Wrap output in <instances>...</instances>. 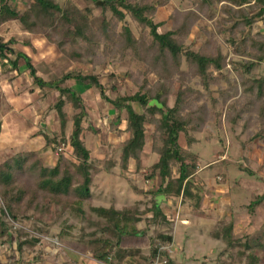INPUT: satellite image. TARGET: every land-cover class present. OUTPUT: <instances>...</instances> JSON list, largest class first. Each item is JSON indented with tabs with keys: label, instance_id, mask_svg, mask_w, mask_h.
I'll return each mask as SVG.
<instances>
[{
	"label": "trees",
	"instance_id": "16d2710c",
	"mask_svg": "<svg viewBox=\"0 0 264 264\" xmlns=\"http://www.w3.org/2000/svg\"><path fill=\"white\" fill-rule=\"evenodd\" d=\"M12 1L0 0V28L17 21L25 32L43 34L47 40L55 42L69 61L91 65L92 73L85 75L76 70L46 81L38 76L28 55L10 47L16 43L14 39L6 42L0 37V58L10 61L13 70H18L19 63L23 61L36 85L58 92L59 98L53 110L59 118V133L50 137L46 128L41 127V136L52 150L62 149L63 145L69 146L75 160L59 153L56 164L50 167L44 164L36 152L24 149L0 164V194L6 208H1L0 240L10 238L11 229L3 219L6 214L13 220L31 219L34 214L40 217L50 215L56 221L68 213L80 221L79 240L98 261L108 264H150L160 256L165 258V264H174L168 253L161 251V246L173 243V237L168 233L159 232L156 238L150 239L149 256H145L140 249L123 246L143 242L145 234L138 229V224L144 216L152 214L155 222L168 220L161 210L164 200L173 202L171 200L181 198L182 201H192L196 210L203 200V184L199 187L194 181L198 173L199 156L191 147L199 142L195 135L203 133L210 120L208 105L205 102L200 104L205 97L203 91L210 96L211 87L219 82L228 63L219 48L214 55L211 54L212 50L201 48L194 51L186 46L192 26L200 14L191 11L181 24L161 33L159 30L166 23H155L151 16L164 0H84L87 5L82 10L70 2L63 7L55 0H23L31 2L30 8L24 12H20ZM217 4H222L221 10L227 16L224 23L238 20L234 21L229 31L233 35L241 28L243 37L238 42L233 36L228 43L233 46L237 56L247 59L232 65L237 72L239 86L243 88L246 107L249 108L237 111L231 106L227 123L233 126L246 110L256 109L262 126L255 136L264 139V76L257 77L253 73L259 63H264V34L250 35L255 20L264 18V0H198L197 5L199 12H210L208 16L212 17V7ZM245 7L255 13L248 15ZM93 8L102 11L98 27L92 24ZM126 16L139 25L140 35L137 36L128 24L118 29L117 22L124 23ZM129 54L146 63L157 80L151 83L144 79L134 95L118 94L110 98L107 93L116 92L117 86L108 89L103 85L97 69L106 66L109 59L117 56L125 58ZM184 63L188 70L183 69ZM10 71L3 64V74ZM213 71L218 72L219 76H215ZM196 78L203 91L192 85V80ZM73 80L83 87L99 91L101 100L115 109V124L126 122L129 136L122 145L120 167L123 170L128 169L131 160L136 162L137 170H141V155L146 146L148 126L152 128V151L158 159L149 168L145 178L154 180L159 177L161 184L149 208L141 209L142 201L123 209L113 205L85 206L86 202L92 201L96 177L103 171L110 172L116 163L104 165L103 170L93 162L91 151L83 138V122L87 117L85 100L80 92L66 85ZM176 84L179 85L177 89ZM172 98L173 106L170 104ZM68 105L75 111L71 119L73 131L69 136L67 130L70 118L65 111ZM182 135L186 138L187 148L180 143ZM263 203L264 195H256L249 205L250 211ZM38 222H42V219H38ZM37 231L49 234L48 228H37ZM64 234L65 230H62L59 236ZM212 236L225 244L224 252L232 251L229 254L232 264L236 261L259 264L260 259L254 251L258 246L264 248V241L252 245L250 239L243 241L236 238L233 223L220 224ZM15 242L17 252L22 254L26 249L36 248L40 240L19 231L15 235ZM18 264L24 263L19 261ZM218 264L224 262L219 261Z\"/></svg>",
	"mask_w": 264,
	"mask_h": 264
},
{
	"label": "rangeland",
	"instance_id": "374dc122",
	"mask_svg": "<svg viewBox=\"0 0 264 264\" xmlns=\"http://www.w3.org/2000/svg\"><path fill=\"white\" fill-rule=\"evenodd\" d=\"M164 1L151 16L155 23H166L159 31L165 33L181 24L184 17L191 11L199 13V19L192 26L186 46H190L194 51H199L201 48L212 50L211 54L214 55L219 48L227 58L228 66L222 74L226 78L219 77V82L211 87L210 96L203 91L198 78L192 80V85L203 91L205 95L200 104L205 102L210 112V120L205 131L195 135L199 142L191 147V150L199 156L198 173L194 181L199 187L203 184L201 193L203 200L200 207L196 210L192 201H182L181 198L171 200L173 202H162L161 210L164 215H167L168 220L160 219L155 222L152 214L144 216L138 224V229L143 231L145 239L141 244L124 245L123 248L140 249L145 256H149L150 239L156 238L159 232H165L173 237V243L161 246V251L167 252L174 264H218L219 261L232 264L229 255L232 251L224 252L225 244L212 236L214 231L219 229L220 224L233 223L236 238L243 241L250 239L252 245L256 243L259 245L264 241V203L252 212L249 209L256 195H264V139L255 136L262 125L256 109L246 110L240 121L233 126L227 123L228 109L231 106L237 111L246 107L244 91L239 86V78L232 63H241L247 59L237 56L233 46L228 43L229 38L233 36L239 42L243 35L241 28L237 29L233 35L231 34L229 29L234 21L238 20L233 19L232 22L224 23L227 16L221 10L222 4L212 7V17H209L210 12H199L198 0ZM12 2L20 12L29 9L31 4L23 0ZM55 2L63 7L70 2L80 10L87 5L84 0H55ZM244 9L247 10L248 15L255 13L250 8ZM91 17L92 24L98 27L102 20V11L93 8ZM117 24L119 30L123 24H128L137 36L140 35L139 25L130 16H126L124 23L117 22ZM260 33L264 34V18L256 19L250 31V35ZM0 37L6 42L11 38L14 39L16 43L10 47L28 55L32 59L38 76L46 81L76 70L85 75L92 73L91 65L69 61L60 52L55 42L47 40L43 34L25 32L17 21L2 26ZM4 61L6 60L0 58V63L3 64ZM8 64L10 65V61ZM20 67L28 72L23 61L19 63ZM183 69L188 70L186 63L183 64ZM19 71L20 69L17 72L22 80L28 81L27 85L21 83V80L20 85L18 82L17 85L14 83L12 88L10 85L14 80L12 75L10 76L12 80H9V77L4 80L0 78V131L4 128L6 131H11L13 135L15 129L24 127L32 133L28 143L24 142L23 147L18 146L19 144L14 145L15 147L11 146L10 142L0 137V152H2L0 164L24 149L36 152L44 164L50 167L57 162L59 153H64L68 159L75 161L69 146L63 145L62 149L52 150L42 142L41 146H36L37 150L33 149L35 147L32 145L35 143L32 144V140L38 137L34 135L39 132L41 134L42 129L39 127L37 128L39 131L36 130L34 121L45 124L46 132L50 137L59 133V118L53 110L59 95L55 90L46 88L38 93L37 86L31 88L33 78L30 73L23 76ZM97 73L101 75V82L108 89L113 85L117 86L116 92L107 93L110 98H115L118 94L134 95L144 79H148L151 83L157 80L149 66L134 59L131 54L125 58L117 56L109 59L106 66L97 69ZM213 73L219 76L218 72L213 71ZM253 73L257 77L264 76V63H259ZM18 85L26 87L27 91L20 92L15 89L16 86L19 87ZM66 85L80 92L85 100L87 117L83 122V138L91 151L93 162L103 170L104 165L116 163L110 172L103 171L96 177L92 187V201L86 202L85 206L88 207L91 204L110 207L113 205L117 209H123L142 201L141 209L149 208L151 199L161 184L159 177L154 180L145 178L149 168L158 159L157 154L152 151L150 134L152 128L148 126L146 146L141 155V170H137L134 160L129 162L127 170H123L120 167L122 145L129 136L126 131V122L123 121L118 125L113 122L116 115L115 109L111 104L101 100L97 89L83 87L74 80L68 81ZM178 87L179 85L176 84V89ZM212 99L215 101L213 102ZM12 102L17 103L15 112L7 107L10 106L8 103ZM30 103L32 104L29 105ZM173 103L174 98L171 99V106ZM134 107L139 110L137 105L134 104ZM65 111L70 118L67 130V136H69L73 131L71 119L75 111L71 105H68ZM41 115L43 118L39 117ZM180 143L187 148L186 138L183 135ZM1 208L6 210L0 194V215ZM3 219L11 231L10 238L0 240V264H18L19 261L24 264H108L96 260L93 254L84 248L79 240L80 221L68 213L56 221L53 216L40 217L39 214H34L31 219L17 220H13L6 214ZM38 219H42V222H38ZM37 228H48L49 234L39 232ZM62 230H65V234L59 236ZM19 231L39 239L40 243L36 248L26 249L19 254L15 242V235ZM254 252L260 259L259 264H264V248L258 246ZM164 261L165 258L160 257L158 261L155 259L150 264H164ZM234 264L245 263L236 261Z\"/></svg>",
	"mask_w": 264,
	"mask_h": 264
},
{
	"label": "crops",
	"instance_id": "0c3cea01",
	"mask_svg": "<svg viewBox=\"0 0 264 264\" xmlns=\"http://www.w3.org/2000/svg\"><path fill=\"white\" fill-rule=\"evenodd\" d=\"M33 43V42H32ZM8 60L7 61H4V63L3 64H6L7 65V67L11 70L10 72H6V73H4L3 74V64L2 63H0V67H2V69L0 70V78H1V80H4V78H8L9 80H12V78L14 79L13 81H12V83L10 84L11 85V87L12 88H14V83H16V85H17V82H18V84L20 85V82H21V80H22V77L19 75V73L17 72L18 70H13V68H12V65H11V63H10V65L8 64ZM20 69V71L19 72H21V74L24 76V74H29L30 73V71L28 70V72H26V71H23V70H26L25 68L24 69H22V67H20L19 68ZM25 72V73H24ZM13 76L12 78L10 77V76ZM30 75H31V73H30ZM4 76V77H3ZM32 77V76H31ZM7 79V80H8ZM26 82H27V84H28V81H23L22 80V82L21 83H24V85H27L26 84ZM18 85V86H19ZM35 86H37V88L38 89H36V91H38V93L41 91V88L38 86V85H36L35 83H34V79H33V82L31 83V88H34ZM15 89H18V91H20V92H26L27 91V88L26 87H21V86H19V87H15ZM29 90V89H28ZM10 106H7L8 107V109H10V110H12L13 112H15L16 111V107H17V103H14V102H12V103H8ZM32 103H30L29 105H31ZM40 118H43V116L41 115V116H39ZM41 121V120H40ZM39 121V122H40ZM34 124H36V125H34L35 126V128H36V130H38L39 131V129H37V128H39V127H43V128H45V124H43V123H37L36 121H34ZM18 126H19V124H18ZM20 127V126H19ZM22 130V131H21ZM35 130V131H36ZM32 133V131L31 130H27L26 128H24V127H20V129L19 128H17V129H15L14 131H13V135L11 134V131H6L4 128L0 131V134H1V138H2V140H4V139H6V141H8V142H10L11 143V146H17L18 144V146H24L25 145V143L27 142L28 143V138H29V136H30V134ZM47 133V132H46ZM48 134V133H47ZM13 142V143H12ZM25 142V143H24ZM42 142H43V145H44V143H45V141H44V138H43V136H41V134H40V132L38 133V137L37 138H35V139H33L32 140V144H34V145H32V147H35V148H33L34 150H37V148H36V146L38 145V146H41V144H42ZM14 146V147H15ZM9 148H10V146H9ZM39 150V149H38ZM43 151V150H42ZM0 153H2V152H0ZM56 163H54V165H55ZM163 202H166V200L165 201H163ZM168 202V201H167Z\"/></svg>",
	"mask_w": 264,
	"mask_h": 264
},
{
	"label": "built area",
	"instance_id": "2783aa9c",
	"mask_svg": "<svg viewBox=\"0 0 264 264\" xmlns=\"http://www.w3.org/2000/svg\"><path fill=\"white\" fill-rule=\"evenodd\" d=\"M160 259V256H158L157 258H156V261H158ZM164 264L166 263V260L163 262ZM155 264V263H154Z\"/></svg>",
	"mask_w": 264,
	"mask_h": 264
}]
</instances>
